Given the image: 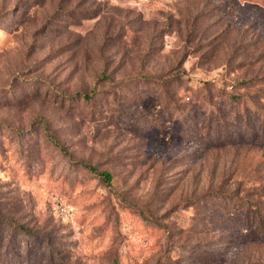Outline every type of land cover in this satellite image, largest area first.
Masks as SVG:
<instances>
[{
    "label": "rangeland",
    "instance_id": "374dc122",
    "mask_svg": "<svg viewBox=\"0 0 264 264\" xmlns=\"http://www.w3.org/2000/svg\"><path fill=\"white\" fill-rule=\"evenodd\" d=\"M0 264H264V0H0Z\"/></svg>",
    "mask_w": 264,
    "mask_h": 264
},
{
    "label": "trees",
    "instance_id": "16d2710c",
    "mask_svg": "<svg viewBox=\"0 0 264 264\" xmlns=\"http://www.w3.org/2000/svg\"><path fill=\"white\" fill-rule=\"evenodd\" d=\"M87 96V95H85ZM86 167H88L90 170L96 172L97 174H99L101 176L102 179L108 181L110 179V173L106 170H96L92 165L89 164H85Z\"/></svg>",
    "mask_w": 264,
    "mask_h": 264
}]
</instances>
